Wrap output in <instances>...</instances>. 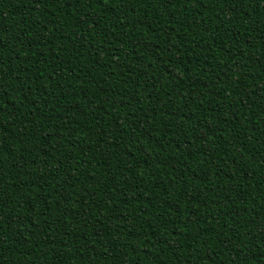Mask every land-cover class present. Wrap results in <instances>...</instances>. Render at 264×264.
<instances>
[{
	"label": "trees",
	"instance_id": "1",
	"mask_svg": "<svg viewBox=\"0 0 264 264\" xmlns=\"http://www.w3.org/2000/svg\"><path fill=\"white\" fill-rule=\"evenodd\" d=\"M0 264H264V0H0Z\"/></svg>",
	"mask_w": 264,
	"mask_h": 264
}]
</instances>
